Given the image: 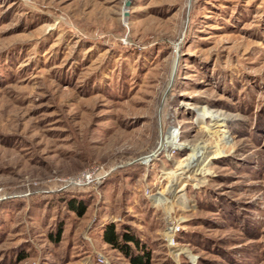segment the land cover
Masks as SVG:
<instances>
[{
	"label": "rangeland",
	"instance_id": "obj_1",
	"mask_svg": "<svg viewBox=\"0 0 264 264\" xmlns=\"http://www.w3.org/2000/svg\"><path fill=\"white\" fill-rule=\"evenodd\" d=\"M111 224L151 264H264V0H0V264H132Z\"/></svg>",
	"mask_w": 264,
	"mask_h": 264
},
{
	"label": "trees",
	"instance_id": "obj_2",
	"mask_svg": "<svg viewBox=\"0 0 264 264\" xmlns=\"http://www.w3.org/2000/svg\"><path fill=\"white\" fill-rule=\"evenodd\" d=\"M70 209H77L79 215H84L86 212V206L84 202H76L71 200ZM62 234V228L57 232L54 240L59 241ZM103 239L113 249L120 250L126 256L131 259L132 264H151L152 252L147 250L141 240L135 236V234L123 231L118 232L114 224L108 225L104 230ZM133 246V247H132ZM134 248L137 252H134Z\"/></svg>",
	"mask_w": 264,
	"mask_h": 264
},
{
	"label": "bare ground",
	"instance_id": "obj_3",
	"mask_svg": "<svg viewBox=\"0 0 264 264\" xmlns=\"http://www.w3.org/2000/svg\"><path fill=\"white\" fill-rule=\"evenodd\" d=\"M204 162L205 160L202 157L194 156L191 159L190 167L188 169H183L182 175H184L185 177H190L191 175L196 174L197 172H200ZM183 187H184V181H183V178L180 177L176 182H173V184H171L168 187L170 188V194L167 196L161 193V196L158 197L157 202L162 203V202H166L169 200L177 201L182 198L183 200H185V193L183 191Z\"/></svg>",
	"mask_w": 264,
	"mask_h": 264
},
{
	"label": "built area",
	"instance_id": "obj_4",
	"mask_svg": "<svg viewBox=\"0 0 264 264\" xmlns=\"http://www.w3.org/2000/svg\"><path fill=\"white\" fill-rule=\"evenodd\" d=\"M94 173H92L91 171H87L85 172L80 178L78 179H74V180H70L69 183H67V188L70 187H85V185H90V183L93 182V178ZM102 178L100 177V179H97L96 181L99 182ZM172 230V229H171ZM96 264H110L109 259L107 256H105L104 254H99L98 255V260Z\"/></svg>",
	"mask_w": 264,
	"mask_h": 264
},
{
	"label": "water",
	"instance_id": "obj_5",
	"mask_svg": "<svg viewBox=\"0 0 264 264\" xmlns=\"http://www.w3.org/2000/svg\"><path fill=\"white\" fill-rule=\"evenodd\" d=\"M129 4H130V2L127 3V5H129Z\"/></svg>",
	"mask_w": 264,
	"mask_h": 264
}]
</instances>
